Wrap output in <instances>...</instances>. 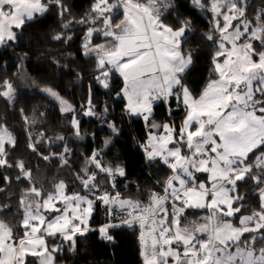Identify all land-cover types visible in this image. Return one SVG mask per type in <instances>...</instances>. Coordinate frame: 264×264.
Here are the masks:
<instances>
[{
    "label": "snow or ice",
    "instance_id": "6c2138e0",
    "mask_svg": "<svg viewBox=\"0 0 264 264\" xmlns=\"http://www.w3.org/2000/svg\"><path fill=\"white\" fill-rule=\"evenodd\" d=\"M190 2L210 17L203 39L214 49V76L199 97L184 82L194 60L184 48L192 21L165 22L175 0H93L79 19L64 0H0V46L15 44L26 23L52 8L60 19L53 41L69 44L73 35L65 33L82 26L81 54L95 63L96 86L110 94L113 73L123 78L124 112L145 122L146 140L139 145L145 161L168 170L161 190L150 192L145 202L122 197L118 182L127 179V170L105 161L103 149L82 154L81 167L74 168L71 143L90 138L81 116L107 126L105 148L121 130L106 118L107 105L97 111L91 87L79 111L53 88H40L68 114L71 138L34 131L44 113L30 119L20 109L25 152L36 158V169L39 161L68 169L80 190L69 191L60 178L51 190L38 185L32 160L17 154V137L0 121V264H57L64 243L73 251L76 237L94 230L89 221L97 205L117 221L98 229L100 239L113 242L112 228H138L143 264H264V7L250 18L248 0ZM0 99L15 103L10 80L0 82ZM172 101L185 111L178 129L152 120L156 102L169 105L171 116ZM249 183L255 206L245 214L248 197L240 189ZM189 210L203 215L188 220ZM49 238L60 242L50 245Z\"/></svg>",
    "mask_w": 264,
    "mask_h": 264
},
{
    "label": "trees",
    "instance_id": "16d2710c",
    "mask_svg": "<svg viewBox=\"0 0 264 264\" xmlns=\"http://www.w3.org/2000/svg\"><path fill=\"white\" fill-rule=\"evenodd\" d=\"M143 2L147 3V0ZM64 3L70 8L71 16L79 19L89 12L93 0H64ZM175 4L174 10L165 13V22L175 25L178 18H190L192 21L193 31L188 34L184 48L192 52L194 60L184 75V82L194 94H199L214 76L211 63L214 49L203 39L204 33L211 27L210 17L194 9L190 0H175ZM262 7L264 0H248V14L251 17ZM122 18L118 17L117 22ZM59 29L57 10L52 8L44 16L26 23L20 30L15 44L0 49V82L10 80L16 88V100L13 105H8L0 99V121H6L8 128L17 137V154L32 160L29 166L34 169L38 185H43L45 190H51L54 179L60 178L69 185V191H79L74 174L68 169L59 168L55 162L49 165L39 161V167L36 169V158L28 156L25 152L27 133L20 109H23L30 119L44 113L35 124L34 131L43 129L49 135L63 134L71 138L68 131V114L61 113L60 104L46 96L40 88H53L79 111L80 106L87 102L91 87V96L97 111L100 112L107 105L109 111L106 118L116 122L121 134L112 137L111 144L105 148V141L111 136L110 130L94 117L81 116L82 128L90 134V138L71 143L75 153L72 165L76 169L80 168L83 163L82 154H91L97 149H103L105 161L119 163L127 170V179L118 182L122 197L146 202L150 192L161 190L160 184L166 178L168 170L161 165L149 167L145 161L144 153L139 147L140 143L146 140L145 122L136 117L129 119L125 114L127 100L121 92L123 79L119 74L113 73V91L110 94L96 86L93 79L95 63L81 54L82 26L74 25L65 33L73 35L72 41L67 45L51 39ZM95 39L97 43L102 41L99 36ZM118 92L121 93L119 97L116 95ZM171 108L172 115L169 116V105L157 103L152 120L158 124L171 122L178 129L183 122L185 111L183 105L177 107L175 101H172ZM93 133L95 135L91 136ZM240 191L248 197L245 201L248 210L245 213L249 214L255 206L251 184L241 187ZM15 210L16 205L13 203L12 211ZM200 215L203 213L189 210L187 219L193 220ZM8 219L13 217L9 216ZM110 222L117 221H113L106 214L103 206L97 205L89 224L94 230L84 236H77L73 251H68L67 243H64V251L58 254L57 264H143L138 240L139 229L112 228L110 231L114 241L105 242L100 239L98 229ZM59 242L49 238L50 245Z\"/></svg>",
    "mask_w": 264,
    "mask_h": 264
},
{
    "label": "rangeland",
    "instance_id": "374dc122",
    "mask_svg": "<svg viewBox=\"0 0 264 264\" xmlns=\"http://www.w3.org/2000/svg\"><path fill=\"white\" fill-rule=\"evenodd\" d=\"M249 17L251 18V16L249 15ZM102 42V41H101ZM118 74V73H117ZM122 78V77H121ZM123 79V78H122ZM210 81V80H209ZM209 83V82H208ZM207 83V84H208ZM188 86V85H187ZM123 87H124V82H123ZM189 87V86H188ZM206 87V86H205ZM204 87V88H205ZM123 89V88H122ZM190 89V88H189ZM204 90V89H203ZM202 90V91H203ZM190 91L192 92V90L190 89ZM202 91L199 93V94H194L193 92H192V94L195 96V97H199V95L202 93ZM51 98V97H50ZM51 99H53V98H51ZM54 100V99H53ZM56 101V100H55ZM57 102V101H56ZM157 103H159V102H156L155 104H154V107H155V105L157 104ZM154 107H153V110H154ZM245 214H248V213H245ZM92 219V218H91ZM91 221V220H90ZM90 221H89V224H90Z\"/></svg>",
    "mask_w": 264,
    "mask_h": 264
},
{
    "label": "crops",
    "instance_id": "0c3cea01",
    "mask_svg": "<svg viewBox=\"0 0 264 264\" xmlns=\"http://www.w3.org/2000/svg\"><path fill=\"white\" fill-rule=\"evenodd\" d=\"M2 47H4V46H0V49H1Z\"/></svg>",
    "mask_w": 264,
    "mask_h": 264
}]
</instances>
